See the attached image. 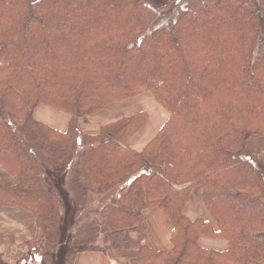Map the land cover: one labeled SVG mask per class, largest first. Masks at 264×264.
I'll return each instance as SVG.
<instances>
[{"label":"trees","instance_id":"1","mask_svg":"<svg viewBox=\"0 0 264 264\" xmlns=\"http://www.w3.org/2000/svg\"><path fill=\"white\" fill-rule=\"evenodd\" d=\"M144 95L167 114L138 151L146 108L111 115ZM259 133L264 0H0V207L31 211L40 231L18 264L115 250L122 264H264ZM197 188L207 218L186 215ZM154 207L170 251L146 244Z\"/></svg>","mask_w":264,"mask_h":264},{"label":"crops","instance_id":"2","mask_svg":"<svg viewBox=\"0 0 264 264\" xmlns=\"http://www.w3.org/2000/svg\"><path fill=\"white\" fill-rule=\"evenodd\" d=\"M139 109H144V106H140ZM123 112V111H122ZM164 115V113H163ZM151 118V115H150ZM166 116L164 115L163 121L159 125V127L153 129L149 134L144 135V130L148 126V124L140 130L137 134H135L130 142L129 146L138 151L142 150L146 143L155 135L160 126L163 124ZM63 124V122H60ZM12 181H15L14 178H11ZM7 208H21V207H0V232L5 234H14L17 238V243L23 242L26 240H31L39 236V227L37 225L36 217L33 214H23L20 215L14 210H9ZM207 209L205 204L203 203L201 197V191L197 190L194 192L189 200L186 209V215L192 219H196L198 217H208L206 213ZM145 215V225L147 227V237L146 244L155 249L160 250H170L173 246L171 237H172V223L169 219L168 214L164 209L159 207H154L150 209H146L144 211ZM19 222L16 228H11L9 226L10 219ZM16 218V219H15ZM207 247H214L219 249H225L227 246L226 242L213 241V240H204L202 244ZM125 252L122 251H111L107 254L101 251H84L79 253L76 258L75 264H122L125 262ZM12 258V254H5L4 258ZM17 262V259L13 261V263Z\"/></svg>","mask_w":264,"mask_h":264},{"label":"rangeland","instance_id":"3","mask_svg":"<svg viewBox=\"0 0 264 264\" xmlns=\"http://www.w3.org/2000/svg\"><path fill=\"white\" fill-rule=\"evenodd\" d=\"M151 1L154 4H156V5H159L162 2V0H151ZM153 100H154V98L151 95H144V96H139V97H137L135 99H130V100H128L127 104H119V105H116L114 107V116L117 113L119 114L122 111L123 112L127 111V113H129L131 111L140 110V109H137L136 106H137L138 102L142 103L143 105H145L144 106L146 108L145 110L148 111L149 116L151 115V118L149 120L150 122H149L148 126L145 128L144 133H143L144 135L149 134V132H151L153 129L159 127V125L163 121L164 115L166 116V114H167L164 109L162 111L160 108H158L161 111V115L159 113V115H160V117H159L158 115H156L153 112V109L157 108V107H154L153 109L150 110V106H151ZM47 110H49V109H45V108L44 109H42V108L39 109L38 116L42 117L44 119L52 120L53 122H51V123L53 125H57V126L61 125L60 121H58V119H54V118L52 119L51 117H49L46 114ZM141 111H143V110H141ZM163 113H164V115H163ZM57 116H61V121H64V119H63L64 117L62 115L57 114ZM105 117H104V119H108L107 118L108 116H105ZM249 143H250L251 148L255 152H257V153L263 152L264 151V133H259V134L254 135L253 137H251ZM197 190H200V188H197V189L193 190V193L196 192ZM7 209L14 210V212H17L20 215L30 214L31 216H33V214L31 212H29V211H27L25 209H22V208H7ZM165 212L167 213V211H165ZM169 219L171 221L170 217H169ZM18 223L19 222L15 221V220H12V218H11L10 222H9V226L11 228H16ZM171 223H172V221H171ZM172 226H173V224H172ZM0 234L6 235V236H10V237L14 238V243H3V244L0 245V254H2L1 258L3 259V262H5V264H18V261L22 257H26V256L28 257L29 254L32 255L31 249L27 245H25L28 242V240L25 239V241L17 243V238H16V236L14 234H5V233H1V232H0ZM172 234H173V229H172ZM171 241H172V237H171ZM7 242H9V240ZM22 244L24 246H21ZM172 244H173V242H172ZM172 248H173V246H172ZM170 250H166V251H170ZM122 252H124V251H122ZM6 253L9 254V255L12 254V256H14V257H12V258L5 257L4 258V255ZM16 259L17 260L19 259V260L16 263L15 262L13 263V261H15ZM32 264H35V263L33 262ZM36 264H38V263H36Z\"/></svg>","mask_w":264,"mask_h":264},{"label":"bare ground","instance_id":"4","mask_svg":"<svg viewBox=\"0 0 264 264\" xmlns=\"http://www.w3.org/2000/svg\"><path fill=\"white\" fill-rule=\"evenodd\" d=\"M140 101V100H139ZM140 106H145V105H143L142 103H140V102H138L137 103V108L138 107H140ZM154 107H157V106H155L153 103L151 104V106H150V110L151 109H153ZM134 108V107H133ZM125 112H127V111H125ZM132 112V111H131ZM153 112L156 114V115H158L159 117H160V115H161V111L158 109V107L157 108H154L153 109ZM123 113V112H122ZM159 113H160V115H159ZM46 114L49 116V117H51L52 119L54 118V119H58V121H61V116H57V113L55 112V111H53V110H47V112H46ZM118 114V113H117ZM117 114L115 115V116H117ZM114 115H111V117H115Z\"/></svg>","mask_w":264,"mask_h":264}]
</instances>
